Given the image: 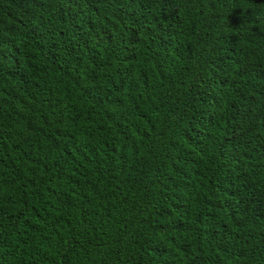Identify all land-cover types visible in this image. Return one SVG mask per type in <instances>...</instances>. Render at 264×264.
Instances as JSON below:
<instances>
[{
    "label": "trees",
    "instance_id": "obj_1",
    "mask_svg": "<svg viewBox=\"0 0 264 264\" xmlns=\"http://www.w3.org/2000/svg\"><path fill=\"white\" fill-rule=\"evenodd\" d=\"M0 264H264V0H0Z\"/></svg>",
    "mask_w": 264,
    "mask_h": 264
}]
</instances>
